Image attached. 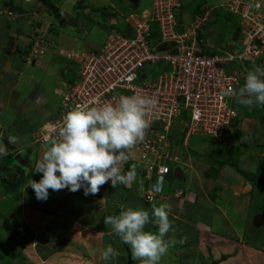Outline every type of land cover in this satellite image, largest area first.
Here are the masks:
<instances>
[{
	"label": "crops",
	"instance_id": "crops-1",
	"mask_svg": "<svg viewBox=\"0 0 264 264\" xmlns=\"http://www.w3.org/2000/svg\"><path fill=\"white\" fill-rule=\"evenodd\" d=\"M152 2L153 0H3L0 6V54L5 56L4 62L11 58L12 61L14 56L18 57V61L15 62L22 67L30 65V63L46 67L45 60H40V58L43 59L45 56L48 67L49 61L58 55L57 49L60 50L57 42H55L56 28H62L68 24L73 29L81 26L83 30H90L85 34V38L83 36L84 33L81 35V38L83 36V40L78 42L83 45H77L79 50L98 51L105 43L111 29L126 32L128 30L125 20L126 16L130 13H141L150 9ZM8 12L12 13L10 17L7 15ZM91 14H94V19L104 21V24H101L99 27L105 32L102 34L103 38L100 42L96 39V42H93L94 37L91 39L88 36L93 30V27L89 24L93 19H87V23H84L82 18L79 19L81 16L86 18ZM3 19L13 25V27L12 25H7L9 26V32L6 37L5 27H2ZM40 20L47 21V25L43 24L40 28L36 23ZM62 20L66 22L64 26L61 24ZM53 21L57 26H60L57 27L55 25V29L53 26L48 27V22L52 23ZM30 26L34 29L29 30V32H26L27 30L21 31ZM206 27L204 26L201 35L202 41L208 45L207 52L212 53L225 49L230 45L237 44L239 41L237 24V28L229 32V40L226 43L224 37L218 35L222 43L220 48H216L209 39L210 36L206 35ZM37 30L46 39V46L42 41H40L41 45L39 46L40 51L46 55L33 61L31 57L33 55L35 57V53L37 52L35 47L38 45L36 39L39 33H37ZM26 39L27 42L29 41L33 44L30 47L31 50L26 45ZM74 40L77 41L76 39ZM61 53L63 54L64 50H60ZM21 60L23 61L22 63ZM71 64L74 63L71 62ZM11 67L13 68V65L10 66L9 70L12 69ZM61 72H63L64 81L66 78V81L72 80L69 76L75 75L72 69H61L60 76ZM67 72L69 73L68 76ZM2 109L0 105V113ZM44 125L37 129L42 128ZM236 131L240 134L238 138H236ZM32 132L30 133V137ZM255 137L257 138V143L253 145L252 140ZM239 138H241L240 142L237 140ZM0 144L4 145L7 150V155H0V184L2 186V191H0V264H20L32 261L31 255L36 253L35 250H40L37 246V240L43 232L49 233V230L52 231L51 238L53 239L58 238L61 234L63 236L67 235L66 232L70 229V224L76 221L75 219L73 220V218L77 217L75 213H78V216L80 214V216L86 215L87 209L92 203L99 207V212L103 213L111 204L109 201L111 197H114L113 202L120 197L123 202L120 201V204L116 205V209L121 210L125 208L127 210L128 208H133L134 210H147L151 207L146 202L141 201V198L143 197L144 200L148 192L158 190L159 182L155 176H151L150 180H145L140 175V181L135 182L134 179L130 184H127L129 198H126L125 191L123 192L121 189L122 184H117L116 190L120 191L119 195L114 192H100L96 195L89 194L85 196L82 189V192L79 190L77 193H69L64 190L54 192L49 189L47 200H37L33 189L29 186L35 172L31 173V169L28 171H16L17 166L19 168L23 167V164L20 162L19 151L10 145L4 131H1V129ZM243 144H245V147L250 146L251 155L246 157L245 160L243 159L242 164L254 165V170L256 169L258 173L260 171V175L264 179V114L259 118L239 116V122L235 124L234 136L225 144L220 145L219 149L222 148L224 150L221 157L216 155L206 163L187 162V166L186 163H183L184 157L190 154L188 147H186L187 154L185 153L182 158L180 157L181 160L178 164L173 165L172 173L168 177L167 183L163 186V194L155 197L153 201V205L157 207L168 205L170 212L176 215L174 216L176 223L174 227L172 226L171 230L174 232L173 235L177 237L182 233V237H180L182 241L181 246L186 253H182V258L180 257V259L182 261L185 260L186 264L188 262L192 264H264V235L261 233V230L258 233H254V238L256 239H249L248 236L246 238L245 232L242 233L232 223L227 213L229 206L234 205L232 201L239 202L240 199L238 197L240 194H245L253 189L250 184V178L242 179L240 176L233 178L232 175L233 170L237 172L243 171L233 163L234 158L242 155L240 149H242L241 145ZM23 150H26V148ZM4 158L13 160L11 162L17 159L18 165L13 169L10 165L7 166ZM177 165L185 168L188 167L189 175H184V170L181 167H176ZM177 168H180L182 172L180 179H177L174 175V170ZM220 173L233 179V182L224 181L225 185H222L219 180ZM25 179L27 180L21 186V183ZM176 180L182 181L183 185H177L175 183ZM139 182L142 184H139ZM192 184H194V188L191 186ZM253 185L264 190V180L259 185L256 183ZM175 191H180L181 195L175 197ZM13 193H15L14 196L12 195ZM18 194H20V197L17 196ZM90 197L103 198L105 199V203L95 202ZM30 200L32 202L35 201V204L29 205L28 201ZM106 202L109 203L108 206ZM234 209L236 212L239 208L234 205ZM202 216H206L207 220H204ZM217 220L219 221L218 223H216ZM79 221H82V219H79ZM262 224H264V214L257 213L249 227L254 231V228L258 229ZM105 226L104 222H100L96 226L92 225L91 227L103 230L102 234L98 233V236H101L103 239L108 240L109 237H112L115 240L112 246L119 249L121 243L119 237L112 232L111 226ZM75 227L77 226L75 225ZM148 229L151 232L152 230H158L157 227L152 226V223L145 226V230L147 231ZM171 230L165 239L170 241L172 245ZM246 232L248 231L246 230ZM62 238L64 239V237ZM58 239L63 247L67 246L64 241H61L60 238ZM258 241H260V244ZM184 255L189 257L185 258ZM180 259L177 260L179 261ZM165 260H169L168 264L175 263V258L171 257L168 252L161 258L160 262ZM134 262L132 260L131 264H134Z\"/></svg>",
	"mask_w": 264,
	"mask_h": 264
},
{
	"label": "built area",
	"instance_id": "built-area-1",
	"mask_svg": "<svg viewBox=\"0 0 264 264\" xmlns=\"http://www.w3.org/2000/svg\"><path fill=\"white\" fill-rule=\"evenodd\" d=\"M226 10L238 17L240 38L216 52H207L208 45L199 39L207 13L194 14L185 23L180 0H153L150 9L128 14V30L111 29L98 51H65L78 66V75L65 83L56 115L31 134L35 162L51 139H59V126L69 111L115 105L120 96L155 98L156 106L146 113L150 127L145 139L131 149L124 172L130 165L135 168L137 159L146 173L143 178L155 176L159 182L158 190L146 198L153 201L163 194L171 168L181 160L180 146L172 138L174 125L184 133L181 147H188L193 136L225 144L239 119L231 92L242 87L248 71L264 66V0H228ZM147 66L159 68L158 75L148 79L142 72Z\"/></svg>",
	"mask_w": 264,
	"mask_h": 264
},
{
	"label": "rangeland",
	"instance_id": "rangeland-1",
	"mask_svg": "<svg viewBox=\"0 0 264 264\" xmlns=\"http://www.w3.org/2000/svg\"><path fill=\"white\" fill-rule=\"evenodd\" d=\"M0 0V6H1ZM182 2V12L181 16L186 23L189 19H191V16H194V12L197 10H202L204 15L207 13V19L205 26H207L206 35H209V39L213 44L216 46V48L221 47L222 40L218 38V35H222L224 37L225 43L229 40V32L233 29L237 28L238 23V17L234 15H230L225 9L226 1L227 0H181ZM127 14V13H126ZM125 14V15H126ZM198 14V13H197ZM200 14V13H199ZM82 18L84 23H87V19H93L89 24L93 27L92 32L88 35L89 38H93V42H100L102 40V34L105 32L99 28L101 24H104L103 20H96L94 19V14H91L90 16L84 18L83 16L79 17V19ZM213 19H215L213 21ZM61 22L62 26L66 24L65 20H62ZM37 25L41 28L43 24L47 25V21H37ZM53 23V24H52ZM52 23L48 22V27H52L55 29L57 24L53 21ZM12 25L6 22L4 19L2 20V27L5 31V37L7 33L9 32V26ZM56 25V26H55ZM99 25V26H98ZM60 26V25H58ZM57 26V27H58ZM71 25H67L62 28H56V38L55 42H57L58 48L60 50H64V54H60V50L57 49L58 55L54 57V59L50 60L47 67V60L45 56L43 59L40 58V60H45L46 67H40L37 66L35 63H30V65L26 66H20L15 61H18V57H13V60L7 59L6 62H4V57L0 54V105L3 108L2 112L0 113V129L1 131H4V134L9 142V138H11L12 142L10 143L11 146H13L16 150L19 151V155L22 156L23 151L22 149L26 148L28 151H31L32 146L30 145V133L31 131L36 130L37 128L41 127L43 124H45L47 121L52 119L58 110L59 102L62 96V93L65 91V81L64 76L62 75L63 72H61L60 76V70L61 69H72L75 75L69 76L71 79L74 77H77L78 75V66L75 64H71V62H68L65 55V50H71V51H78V46H82L83 44H79L78 41L83 40V36L85 38V34L88 33V29L83 30L81 26L76 27L75 29L70 27ZM13 27V25H12ZM11 27V28H12ZM34 29L31 26L29 28L23 29L21 31L29 32V30ZM39 33L37 37V47H35L37 52L35 53V57H31V59L34 61L35 59H39V57H42L43 55H46L45 53H41V49L39 46L41 45V42L45 45L46 39L42 37V35ZM84 33V34H83ZM154 33V32H153ZM228 33V34H227ZM83 34L82 38L81 35ZM227 34V36H226ZM152 38H155V35H152ZM76 39L77 41H75ZM96 39V40H95ZM26 45L31 50V46L33 45L29 41L27 42L26 39ZM28 43V44H27ZM81 43V42H80ZM99 44V43H98ZM25 46V44H23ZM46 46V45H45ZM101 46V45H100ZM81 51H87L84 49H80ZM19 52V51H18ZM50 55V54H49ZM22 56V55H21ZM23 61L21 60V63ZM20 63V62H19ZM13 65V68L11 70L6 69L7 66ZM18 64V66H16ZM142 72L147 73V78L152 79L154 76L158 75L159 68L156 66H147L143 69ZM67 76L69 73H66ZM2 76V77H1ZM14 82V84H13ZM16 82V83H15ZM138 82H142V78L140 77ZM245 83V81H244ZM13 87V88H12ZM232 107L236 110V112L239 114L240 117H250V118H259L264 114V105H256L254 107H247L239 102L237 98L233 99L232 101ZM173 132L175 134H180L181 127L179 125H174ZM260 136V135H259ZM240 139H237L238 142H240ZM253 145L257 143V138H253L252 140ZM248 145V144H247ZM228 146V145H226ZM225 146V147H226ZM259 146V145H258ZM223 147V146H221ZM229 147V146H228ZM180 148V147H179ZM220 145L213 142V140L208 136H193L190 139L189 143V155H186L184 157L183 163L187 162H197V163H206L207 161L213 159L216 155H221L224 153L223 149H219ZM240 151H242V155L240 157H236L233 159V163L236 164L239 168H241L243 171H235L233 170V178L235 177H241L242 179L250 178V184L253 189H251L250 192H247L245 194H240L238 199L240 201H232V204L238 206V211L235 212L234 205L229 206V211H227L230 220H232V223L237 226V228L242 231V233L245 232V236L249 239H256L254 238V233H258V231L261 230V233L264 235V224H262L261 227L258 229L254 228V231L249 227L251 226L253 219L255 217V214L262 213L264 214V190L260 189L258 186H254L253 184H261L262 175L254 170V165H243L242 161L245 160L246 157H249L251 155V149L250 146L245 147V144L241 145ZM260 149V146H259ZM187 150V149H186ZM185 148L181 147L180 149V156L187 154V151ZM222 150V151H221ZM233 157V156H232ZM13 160H7V166L10 165L13 169L15 166L18 165V160L14 159V162H11ZM136 165L135 166V182L140 181V175L143 176L146 174L144 171H142V167H139L138 161L136 159ZM176 167H181L180 165H177ZM8 168V167H7ZM184 170V175H189V169L188 167H181ZM220 171V170H219ZM253 173V174H251ZM256 173V174H255ZM1 175V174H0ZM36 173L34 174V178L32 180L39 181L41 179V176ZM137 177V178H136ZM27 179H25L21 186L25 183ZM146 180V179H145ZM219 180L222 185H225L224 181H230L233 182V179L228 178L227 176L222 175L220 173ZM134 181V180H133ZM173 181V180H172ZM31 183V181H30ZM177 185L182 186V181H175ZM139 184H142L139 182ZM182 184V185H181ZM123 186H127L122 184L121 189L123 192L126 193V198H129L128 189H123ZM194 188V184L191 185ZM250 186V187H251ZM17 187V186H16ZM15 187V188H16ZM119 188V187H118ZM83 190V188H81ZM130 189V187H129ZM0 191H2V186L0 184ZM81 191V190H80ZM84 191V190H83ZM82 192V191H81ZM100 192H114L119 195L120 191L118 192L116 190V187L113 188L111 186V183H108L107 185H103L100 187ZM72 193V192H69ZM77 193V192H75ZM102 193V195H103ZM15 193L12 195L14 196ZM84 194V192H83ZM109 194V193H108ZM20 197V194L17 195ZM104 196V195H103ZM110 196V195H109ZM146 197V196H145ZM114 197L110 198V205L108 202H106V205L109 207L104 210L103 213L98 211L97 205L90 204L91 206L87 209V214L78 216V213H75L77 217L73 218L76 221L72 222L69 226V230L66 232L67 235L61 234L58 238L61 239V241H64L67 246H62L60 244V240L58 238H51L52 231L49 230V233L46 231L43 232L42 235L38 237L37 240V246L40 248V250H35L36 253L31 255L30 262L20 263V264H126L127 254L125 251V244L120 240V246L115 248L112 246V243L115 241L112 237L108 240L101 238V236H98L99 234H102L104 231L99 229H93L92 225H97L100 222H104V218L106 216H115L119 215L121 210H126L125 208L116 209V205H119L120 201L122 199L119 197L116 201H114ZM141 201L145 202V198L143 200V197L141 198ZM123 202V201H122ZM89 203V202H88ZM115 203V204H114ZM29 205H34L35 201L32 202V200L28 201ZM153 204V202H152ZM83 211V209H82ZM146 211L151 213L152 209L149 208ZM85 214V213H82ZM171 212L169 213V220L172 223V226H175L176 218ZM72 217V215H71ZM204 220H207L206 216H202ZM79 219H82V221H79ZM154 218L150 215V220H153ZM174 219V220H173ZM174 221V222H173ZM219 221L217 220L216 223ZM75 225L77 227H75ZM153 227H156L154 223H152ZM106 227V226H105ZM145 230V229H144ZM148 229L147 231H149ZM246 230L248 232H246ZM146 231V230H145ZM158 231V230H157ZM156 230H152L153 233L157 232ZM173 230H171L172 232ZM257 231V232H256ZM99 233V234H98ZM172 234V235H171ZM171 239H172V245L170 244L168 249V254H170L171 257L175 258V263L173 264H186L185 260H181L182 258L181 254L186 253L184 248H182L181 244V234L179 237L173 235L174 232H172ZM64 237V239L62 238ZM57 239V240H56ZM176 239V241H174ZM248 241V240H247ZM59 243V244H58ZM178 245L176 246V244ZM260 244V241H258ZM111 245L114 249L117 250L119 253V256L116 258H113L112 260L105 261L102 259L101 250L105 249L107 246ZM121 251V252H120ZM185 258H188L189 256L184 255ZM177 259H180L179 261ZM167 261V262H166ZM169 260H165L163 262L159 261V264H168ZM227 263V262H226ZM12 264V263H7ZM18 264V263H14ZM134 264H140V261H135ZM187 264H192L188 262Z\"/></svg>",
	"mask_w": 264,
	"mask_h": 264
},
{
	"label": "clouds",
	"instance_id": "clouds-1",
	"mask_svg": "<svg viewBox=\"0 0 264 264\" xmlns=\"http://www.w3.org/2000/svg\"><path fill=\"white\" fill-rule=\"evenodd\" d=\"M244 81L242 87L232 90L231 94L247 107L264 105V67L256 66L248 71ZM156 104L155 98L132 95L120 96L115 105L105 103L88 109L77 107L65 114L58 130L59 139L50 140L47 150L37 162L30 137L31 151L34 153L31 173L41 174L38 182L31 180L29 185L36 199L47 200L49 189L54 192L67 189L64 191L75 193L83 188L84 195L88 196L98 194L100 187L109 181L113 188L117 184H130L135 179V169L125 173L124 164L131 157V149L144 141L150 127L146 113ZM9 142H12L11 138ZM0 155H7L6 147L2 144ZM169 213L168 205H153L151 216L154 219L150 220L148 211L128 208L121 210L119 215L106 216L104 224L111 226L112 232L130 247L133 261L159 264L170 246V241L165 239L172 229ZM149 223H154L158 228L156 233L144 230ZM101 254L105 261L119 256L111 245L101 250Z\"/></svg>",
	"mask_w": 264,
	"mask_h": 264
},
{
	"label": "trees",
	"instance_id": "trees-1",
	"mask_svg": "<svg viewBox=\"0 0 264 264\" xmlns=\"http://www.w3.org/2000/svg\"><path fill=\"white\" fill-rule=\"evenodd\" d=\"M181 1V0H180ZM182 2V1H181ZM182 9H183V6H182ZM203 14V12H202V10H197L196 12H194V14ZM193 16V15H192ZM191 16V17H192ZM215 19H213V21H214ZM199 39L202 41V35H201V33L199 34ZM183 136H184V133L183 132H180V134H178V136L177 135H173V137L172 138H174V145H177V146H180V148H181V145H182V141H183ZM240 136V134H239V132H237L236 131V138H238ZM9 159V158H8ZM7 158H4V162H6L7 160H8ZM131 169H133V166L132 165H130L129 167H128V169H127V171H129V170H131ZM171 173H172V168H171ZM171 173H170V175H171ZM169 175V176H170ZM169 179V178H168ZM124 188L123 189H128V187L127 186H123ZM146 197H147V195H145ZM145 197V202H146V204H148L149 205V207H151L152 208V206H153V204H152V202L151 201H149L147 198ZM125 251H126V254H127V259H126V264H131V262H132V256H131V250H130V248L128 247V246H125Z\"/></svg>",
	"mask_w": 264,
	"mask_h": 264
},
{
	"label": "flooded vegetation",
	"instance_id": "flooded-vegetation-1",
	"mask_svg": "<svg viewBox=\"0 0 264 264\" xmlns=\"http://www.w3.org/2000/svg\"><path fill=\"white\" fill-rule=\"evenodd\" d=\"M21 157L20 162L23 164V167L19 166L16 167V171H28L32 168V164L34 162V153L33 151H27L26 153H23Z\"/></svg>",
	"mask_w": 264,
	"mask_h": 264
},
{
	"label": "water",
	"instance_id": "water-1",
	"mask_svg": "<svg viewBox=\"0 0 264 264\" xmlns=\"http://www.w3.org/2000/svg\"><path fill=\"white\" fill-rule=\"evenodd\" d=\"M6 69H9V64L7 66ZM174 175L176 176L177 179H180L181 176H182V172H181V169L180 168H177L174 170ZM237 190V189H236ZM92 200H94L95 202H98V203H105V199L103 198H97V197H90ZM103 200V201H102Z\"/></svg>",
	"mask_w": 264,
	"mask_h": 264
}]
</instances>
